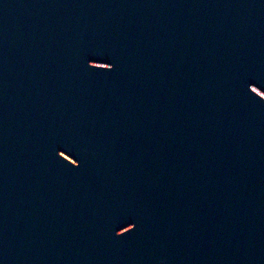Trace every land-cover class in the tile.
<instances>
[{"label":"water","instance_id":"1","mask_svg":"<svg viewBox=\"0 0 264 264\" xmlns=\"http://www.w3.org/2000/svg\"><path fill=\"white\" fill-rule=\"evenodd\" d=\"M0 264H264V0H0Z\"/></svg>","mask_w":264,"mask_h":264},{"label":"snow or ice","instance_id":"2","mask_svg":"<svg viewBox=\"0 0 264 264\" xmlns=\"http://www.w3.org/2000/svg\"><path fill=\"white\" fill-rule=\"evenodd\" d=\"M63 154V153H62ZM67 157H65V159H66ZM123 228H125V227H123ZM116 235H119V236H123L124 234L123 233H121L120 231H118L117 233H116Z\"/></svg>","mask_w":264,"mask_h":264}]
</instances>
